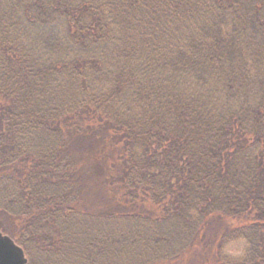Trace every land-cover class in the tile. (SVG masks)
Returning a JSON list of instances; mask_svg holds the SVG:
<instances>
[{
	"label": "trees",
	"instance_id": "obj_1",
	"mask_svg": "<svg viewBox=\"0 0 264 264\" xmlns=\"http://www.w3.org/2000/svg\"><path fill=\"white\" fill-rule=\"evenodd\" d=\"M0 231L27 264H264V0H0Z\"/></svg>",
	"mask_w": 264,
	"mask_h": 264
},
{
	"label": "water",
	"instance_id": "obj_2",
	"mask_svg": "<svg viewBox=\"0 0 264 264\" xmlns=\"http://www.w3.org/2000/svg\"><path fill=\"white\" fill-rule=\"evenodd\" d=\"M22 248L8 235L0 232V264H26Z\"/></svg>",
	"mask_w": 264,
	"mask_h": 264
},
{
	"label": "rangeland",
	"instance_id": "obj_3",
	"mask_svg": "<svg viewBox=\"0 0 264 264\" xmlns=\"http://www.w3.org/2000/svg\"><path fill=\"white\" fill-rule=\"evenodd\" d=\"M15 242V241H14ZM16 243V242H15ZM17 244V243H16ZM243 244H242V242L241 241H238V242H236V243H232V244H230L228 247H227V253L228 254H230V255H232V256H237L240 252H241V250H242V248H243ZM21 247V246H20ZM22 248V247H21ZM23 250V249H22ZM24 252V251H23ZM25 255V254H24ZM26 257V256H25ZM192 258L194 257V256H191ZM190 257V258H191ZM190 264H194L193 262L192 263H190Z\"/></svg>",
	"mask_w": 264,
	"mask_h": 264
}]
</instances>
